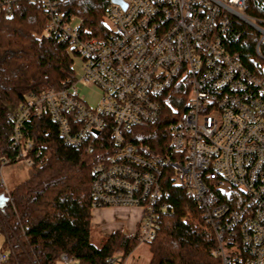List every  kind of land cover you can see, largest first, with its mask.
<instances>
[{"label":"built area","instance_id":"obj_1","mask_svg":"<svg viewBox=\"0 0 264 264\" xmlns=\"http://www.w3.org/2000/svg\"><path fill=\"white\" fill-rule=\"evenodd\" d=\"M20 1L40 7L44 35L65 46L72 71L60 88L28 92L7 112L15 162L27 171L45 162L22 129L31 116L48 117L73 147L109 129L115 151L91 168L93 209H140L130 235L148 242L167 209L168 175L213 233L220 264H264V16L248 14V0H108L107 31L94 36L62 0H0V18ZM83 82L99 88L95 106L80 93ZM176 94L182 110L170 101ZM166 106L162 151L127 139ZM7 255L0 250V264Z\"/></svg>","mask_w":264,"mask_h":264},{"label":"trees","instance_id":"obj_2","mask_svg":"<svg viewBox=\"0 0 264 264\" xmlns=\"http://www.w3.org/2000/svg\"><path fill=\"white\" fill-rule=\"evenodd\" d=\"M263 2L248 0L245 11L255 17L264 16ZM108 3L62 0L61 6L66 15L81 17L82 30L104 36ZM45 23L40 7L25 1L12 6L11 16L0 18V166L4 158L9 163L17 160L18 151L5 122L7 112L28 92L60 88L72 71V59L65 46L44 35ZM177 95H172L170 101L182 110L185 105L179 100L183 97ZM163 114L149 127H133L127 139L162 151L164 127L171 119L169 106ZM22 129L33 141V149L45 156V162L7 192L0 182V191L9 196L0 208V231L8 254L5 263L59 264L60 256L66 255L67 264H123L140 241L117 229L96 245L93 238L98 237V231L91 226V168L94 163L108 161L115 151L109 129L78 147L65 144L48 117L31 116ZM163 185L168 190L167 209L160 215L155 237L145 242L150 252L148 264H220L219 257L212 254L213 233L182 219L187 208L197 212L185 189L171 184L168 175Z\"/></svg>","mask_w":264,"mask_h":264},{"label":"rangeland","instance_id":"obj_3","mask_svg":"<svg viewBox=\"0 0 264 264\" xmlns=\"http://www.w3.org/2000/svg\"><path fill=\"white\" fill-rule=\"evenodd\" d=\"M74 69L75 71L79 70V61L75 60L74 63ZM79 91L80 93L85 97V100L88 102L90 106H95L100 98V90L97 86L88 85L86 82H83L82 85H79ZM23 162L17 161L13 163H5L0 166V177L4 178L9 187H6V185H3V190L6 192L14 186L17 182H19L21 179H24L25 176L29 174L26 171L23 174ZM23 168V169H22ZM23 174V177H22ZM5 183V182H4ZM186 211L189 212V215L187 217V221H191L195 224L201 225V221L199 219V215L197 212H193L191 209L187 208ZM186 214V212H185ZM106 238L105 235H101L98 233V237L93 238V242L96 245H100L102 241ZM6 252V251H4ZM150 258V252L148 249V244L145 242H139L134 249L128 254L126 259L124 260L123 264H148ZM60 264H62L60 262ZM71 264H77L75 261Z\"/></svg>","mask_w":264,"mask_h":264},{"label":"crops","instance_id":"obj_4","mask_svg":"<svg viewBox=\"0 0 264 264\" xmlns=\"http://www.w3.org/2000/svg\"><path fill=\"white\" fill-rule=\"evenodd\" d=\"M25 171L27 173L29 172L26 169H23V174H25ZM3 180L6 185L7 182L4 178ZM6 187H9V185L7 184ZM139 218L140 209L135 207H99L91 210V226L94 229H97L99 234L105 236H108L111 232L117 229L124 230L130 234L136 229ZM4 239V235L0 233L1 251H6ZM4 264L10 263L4 262Z\"/></svg>","mask_w":264,"mask_h":264},{"label":"water","instance_id":"obj_5","mask_svg":"<svg viewBox=\"0 0 264 264\" xmlns=\"http://www.w3.org/2000/svg\"><path fill=\"white\" fill-rule=\"evenodd\" d=\"M113 1H120V0H113ZM8 200H9V196L4 191H0V208H3Z\"/></svg>","mask_w":264,"mask_h":264}]
</instances>
